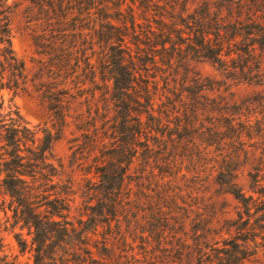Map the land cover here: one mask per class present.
<instances>
[{
    "label": "trees",
    "instance_id": "1",
    "mask_svg": "<svg viewBox=\"0 0 264 264\" xmlns=\"http://www.w3.org/2000/svg\"><path fill=\"white\" fill-rule=\"evenodd\" d=\"M29 1L43 15L39 19L42 28L47 27V36L34 38L33 45L52 81L45 89L55 125L40 128L37 136L16 108L8 106L3 113L2 92L18 91L25 64L12 49L9 7L0 0V211L5 216L11 213L13 227L27 230L33 264H168L169 254L148 242L141 258L136 259L138 254L131 247L126 261L122 260L115 239L124 236L122 220L129 211L130 202L123 197L126 174L140 156L154 154L162 139L173 143L174 134L159 131L163 124L154 105L163 96L161 86L185 87L190 100L197 98L202 88L197 79H189L191 61L208 60L229 80L259 82L262 61L255 51L264 49V21L222 26L206 6L200 12H188L187 0ZM82 65L99 77L107 103L97 115L102 127L98 130L94 118L83 128L87 148L75 158L80 165L90 163L95 177L86 194V219L71 216L72 183L62 179L61 164L52 153L53 142L71 119L69 99L75 97L71 91L83 83ZM184 93L181 98H186ZM194 104L190 113L196 116L199 103ZM225 115L224 126L211 123L200 139L206 148L215 149L214 184L231 195L243 212L236 219L224 220L225 228L216 232L212 229L215 218L208 221L193 247L178 245L175 264H244L259 250L264 253V185L258 175L250 174L255 188L246 196L235 182L238 166L231 165L239 159L237 150L231 148L244 144L239 126L249 120L230 112ZM75 120L82 122L78 114ZM226 131L230 133L223 136ZM139 213L128 220L134 235V226L148 222L146 214ZM152 215L155 223L166 221L162 214ZM99 230L100 240L96 239ZM164 233V227L155 224L141 232L146 240L156 237L157 242ZM14 239L24 252L27 241L19 233ZM2 248L0 237V264H20Z\"/></svg>",
    "mask_w": 264,
    "mask_h": 264
},
{
    "label": "rangeland",
    "instance_id": "2",
    "mask_svg": "<svg viewBox=\"0 0 264 264\" xmlns=\"http://www.w3.org/2000/svg\"><path fill=\"white\" fill-rule=\"evenodd\" d=\"M2 1L9 7L12 49L25 64V78L18 91L15 94L2 92L5 109L3 113L11 106L12 109L16 108L23 121L35 131L38 132L43 127L51 128L55 121L47 108L45 88L47 83L52 81L47 77L46 68L41 63L39 50L33 45L34 38L47 36V27L42 28L39 21L43 15L38 6L29 0ZM186 4L188 12H200L206 6L210 16L217 17L222 26L248 20L264 21V0H187ZM181 8L179 5L177 10L181 12ZM44 29L46 31H43ZM86 53L89 54L90 51ZM255 54L262 61L259 82L229 80L210 61L193 60L189 66V79H197L202 88L195 101L185 95V87L176 85L162 89L161 86V92L164 93H161L162 98L155 102V115L160 116L163 124L159 131L165 135L174 134V139L173 143L162 139L160 145L153 149L154 154L149 158L140 156L126 174V196L123 197L130 202L129 211L127 219L122 220L124 236L117 235L115 239L124 262V257L131 247L133 252L138 254L136 259L141 258L145 243L148 242V246L156 250L162 249L169 254L168 264H175V250L178 245L193 247L208 221L215 218L212 229L216 232L221 226L225 228L224 220L236 219L238 212H243L231 195L222 193L214 184L213 167L216 158L213 155L216 154H212V151L215 149L206 148L205 142L200 139V134L206 133L211 123H221L223 126L226 124V112L234 114L236 118L240 116L244 121L249 120L239 126L245 136L244 144L236 146L235 149L231 148L239 153L238 161L231 164L238 166L235 180L237 186L246 196L251 195L255 186L251 182L250 174L258 175V180L264 185V49H256ZM254 64L256 63L253 61V66ZM80 76L83 83L78 89L71 91L75 97L69 99L71 119H68V126L53 142L52 153L61 164L62 179L72 183L75 203L71 216L80 218L82 215V218L86 219V215H83L86 214V194L95 177L92 171L90 172V163L80 165L81 161H76L75 158H80V153L87 148L88 140L83 128L87 129L95 120L98 130L102 127L97 115L99 116L107 103L103 102L106 95L102 92L106 90L99 83V77L84 65L81 66ZM209 84L210 88L207 87ZM180 93H184L186 98H181ZM196 102L199 103L197 107L200 112L195 116L190 112L191 106ZM77 114L81 116L82 122L75 120ZM110 116L111 113L107 114V117ZM94 118L96 119L92 120ZM228 133L230 132H224L223 136ZM37 136H40L39 132ZM191 137H194V141H191ZM232 145L235 144L231 143ZM257 169L260 170L258 174ZM138 212L140 215L146 214L148 222L145 225L135 224L134 235L131 232L133 227L128 224L130 222L131 225V221L128 220L133 219ZM154 213L162 214L166 221H151ZM183 220L184 223L181 224ZM154 224L164 227V238L160 242H157L156 237L146 240L141 234L143 228H150ZM101 232L99 230L96 239L100 240ZM16 233L21 234L28 243L24 252L19 251L14 239ZM27 234L26 229L13 227L9 211L6 216L0 211L2 251L9 259L15 258L20 264H33L32 252L29 249L30 237ZM187 261L185 260V263ZM244 264H264L263 251L259 250Z\"/></svg>",
    "mask_w": 264,
    "mask_h": 264
}]
</instances>
